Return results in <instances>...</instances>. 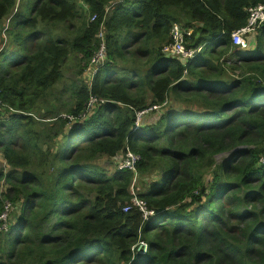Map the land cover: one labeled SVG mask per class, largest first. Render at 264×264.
I'll list each match as a JSON object with an SVG mask.
<instances>
[{
    "label": "trees",
    "instance_id": "1",
    "mask_svg": "<svg viewBox=\"0 0 264 264\" xmlns=\"http://www.w3.org/2000/svg\"><path fill=\"white\" fill-rule=\"evenodd\" d=\"M261 4L0 0V23L10 19L0 30V152L10 170L0 178L22 208L0 233V264H264V26L254 49L231 39ZM174 26L191 29L187 49L203 47L190 60L163 52ZM101 33L107 59L92 83H74L67 114L43 112L68 58L85 71ZM91 96L106 102L82 122L64 116L84 113ZM155 105L157 117L137 127V113ZM127 148L141 157L136 182L151 178L137 194L157 212L147 222L124 211L135 174L114 158ZM99 157L113 158L114 171ZM139 239L147 254L132 250Z\"/></svg>",
    "mask_w": 264,
    "mask_h": 264
},
{
    "label": "built area",
    "instance_id": "2",
    "mask_svg": "<svg viewBox=\"0 0 264 264\" xmlns=\"http://www.w3.org/2000/svg\"><path fill=\"white\" fill-rule=\"evenodd\" d=\"M249 19L248 23L232 32L231 39L235 46L241 47L242 49H254L255 47L251 46V42L255 37V34L260 30L262 26H264V4L258 6H252L248 9ZM95 20L93 17L92 21ZM172 41L166 45L163 49V52L166 55L177 56V58L190 60L195 56V54L201 52L203 47H198L197 49H187L186 42L187 39L191 36L190 28H183L180 26H174L172 29ZM101 43L98 49V52L94 54L91 59V63L85 72V77H87V83L91 84L93 78L97 74V70L104 64L107 59L106 54V45L103 33L100 34ZM187 74V71L185 72ZM106 102L103 99L96 98L95 96H91L84 113L78 115L77 117L67 116L72 122H82L84 121L89 114L92 112L93 108L100 103ZM155 107H159L158 110ZM151 111L159 112L161 110L160 106H153L150 108ZM144 110L137 113V127L140 126L142 119L149 113V110ZM118 169L120 170H130L135 174L134 181L136 182V178L138 173V164L141 161V157L130 149H126L125 152L119 154L115 159ZM260 162L264 164V155L261 157ZM135 184V183H133ZM131 193L133 198L131 203L128 204L124 211L128 212L129 210L136 208L141 214L144 221H150L155 218L157 212L153 209L148 208L145 201L141 200L134 191V187L131 189ZM15 206L12 203H6L5 207H3L2 212L0 213V233L7 232L10 228V216L14 212ZM133 251H136L141 254H147L149 251V244L139 239L137 244L132 248Z\"/></svg>",
    "mask_w": 264,
    "mask_h": 264
},
{
    "label": "rangeland",
    "instance_id": "3",
    "mask_svg": "<svg viewBox=\"0 0 264 264\" xmlns=\"http://www.w3.org/2000/svg\"><path fill=\"white\" fill-rule=\"evenodd\" d=\"M24 3H28L30 0H23ZM85 11V9H84ZM87 12V11H85ZM9 17H7L2 23H0V30L2 31V33L6 32V29L8 27L9 24ZM3 37H5L6 39L9 37L8 34H3ZM9 43V42H8ZM174 58H177V56H174ZM88 68L85 69V71H81L82 70V64H80V60L79 57L77 58L76 56H71L70 58H68V60L66 61L64 67H63V73L65 74V77L63 79V81H61L60 83L57 84V86L53 89V91H51L50 93L52 94L51 96H48L47 101L45 102L43 100V106H42V110L44 112L45 106L47 107H53L52 105H56L58 108H60L61 110H59L60 113L63 114H67V110L69 108L72 107L73 104V94H72V86H74V83H83L88 80L87 77H85V72L87 71ZM231 73L228 72V76ZM231 78V77H230ZM171 102H173L174 105L178 104L179 107L182 108H191V110H195V109H200V107L198 106H188V105H184L183 103H181V100H177L175 99L173 96H170L169 99ZM40 104H37V107H39ZM156 106V105H155ZM159 107H155L156 110H158ZM151 109L149 110L148 115V119H154L155 117H157V112H150ZM184 111V110H181ZM33 112L35 113V115L38 118H41V115L39 114V110L37 109H33ZM62 114V115H63ZM155 115V116H154ZM4 116V115H3ZM147 117V116H146ZM147 122V121H146ZM17 148L19 149L20 152H25L26 154L29 153V148L27 146H24V136L23 135H17V142H16ZM99 157L97 161V163L99 165H101L102 167H104L105 169L109 170L108 172H113L115 165L113 163V158L112 159H107V158H102ZM217 162L219 163L222 160L221 156H218L216 158ZM95 161V163H96ZM10 168L9 166L6 164V162L4 161V158L2 156V153L0 152V173H4V175H6L9 172ZM157 177H155L156 179ZM150 177H140L139 182H133L135 183L134 185V191L136 194H138V189L140 188V192L145 191L146 189V184L150 182ZM9 186V184L5 183V178H0V208L2 205V208L5 207V204L11 203L8 199L4 198L3 194L6 193V189ZM12 204V203H11ZM16 205V211L11 215L10 218V222L13 225V222L17 220V218L21 215V203H15ZM3 210V209H2ZM1 215V214H0Z\"/></svg>",
    "mask_w": 264,
    "mask_h": 264
},
{
    "label": "clouds",
    "instance_id": "4",
    "mask_svg": "<svg viewBox=\"0 0 264 264\" xmlns=\"http://www.w3.org/2000/svg\"><path fill=\"white\" fill-rule=\"evenodd\" d=\"M8 20H9V22H10V19H8ZM186 75H187V74H186ZM114 159H115V158H114ZM15 211H16V206H15V210H14V212H15ZM1 212H2V211H1ZM14 212H13V213H14ZM13 213H12V214H13ZM12 214H11V215H12ZM10 218H11V216H10ZM9 223H10V227H11L12 224H11L10 220H9ZM9 229H10V228H9ZM3 233H4V232H3Z\"/></svg>",
    "mask_w": 264,
    "mask_h": 264
},
{
    "label": "crops",
    "instance_id": "5",
    "mask_svg": "<svg viewBox=\"0 0 264 264\" xmlns=\"http://www.w3.org/2000/svg\"><path fill=\"white\" fill-rule=\"evenodd\" d=\"M15 223V221L13 222V224Z\"/></svg>",
    "mask_w": 264,
    "mask_h": 264
}]
</instances>
